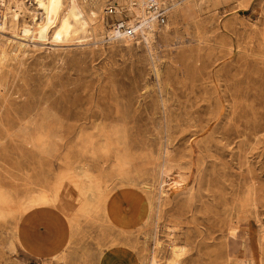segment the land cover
Returning a JSON list of instances; mask_svg holds the SVG:
<instances>
[{
    "label": "rangeland",
    "instance_id": "374dc122",
    "mask_svg": "<svg viewBox=\"0 0 264 264\" xmlns=\"http://www.w3.org/2000/svg\"><path fill=\"white\" fill-rule=\"evenodd\" d=\"M131 1L140 19L142 0H0V264H25L19 219L67 189L75 241L45 264H95L107 242L138 264H264V0H162L157 33L107 40L103 8ZM122 187L148 211L114 234Z\"/></svg>",
    "mask_w": 264,
    "mask_h": 264
},
{
    "label": "crops",
    "instance_id": "0c3cea01",
    "mask_svg": "<svg viewBox=\"0 0 264 264\" xmlns=\"http://www.w3.org/2000/svg\"><path fill=\"white\" fill-rule=\"evenodd\" d=\"M83 202L76 190L67 189L60 195L59 205L39 207L23 214L16 230L17 257L25 264H45L62 254L75 241L77 231L68 216L78 210ZM147 211L146 196L140 189L122 187L107 196L101 217L112 226L110 228L115 234L140 227ZM107 243L100 255L97 250L95 264H138L136 255L129 247L107 246Z\"/></svg>",
    "mask_w": 264,
    "mask_h": 264
},
{
    "label": "built area",
    "instance_id": "2783aa9c",
    "mask_svg": "<svg viewBox=\"0 0 264 264\" xmlns=\"http://www.w3.org/2000/svg\"><path fill=\"white\" fill-rule=\"evenodd\" d=\"M142 1L146 14L143 20H135L128 15L129 10L120 8L114 3L106 5L102 13L109 31L106 36L107 40H114L120 37H140L142 29L149 26L152 27V33L155 34L166 25L171 6L161 0Z\"/></svg>",
    "mask_w": 264,
    "mask_h": 264
},
{
    "label": "bare ground",
    "instance_id": "6f19581e",
    "mask_svg": "<svg viewBox=\"0 0 264 264\" xmlns=\"http://www.w3.org/2000/svg\"><path fill=\"white\" fill-rule=\"evenodd\" d=\"M119 1H121V0H119ZM162 1V0H161ZM172 1H174V0H172ZM171 1V2H172ZM177 1H180V0H177ZM186 1V0H185ZM198 1V0H197ZM116 2H118V0H116ZM163 3H165V4H168V5H170L171 6V8H170V12H171V10L173 9V4H171V3H168L169 2V0H168V2H164V1H162ZM19 3V2H18ZM84 3V2H83ZM175 3H177V2H175ZM186 3H189V1H187ZM130 4H132V1L130 2ZM182 4V3H181ZM180 6V5H179ZM178 6V7H179ZM188 6V5H187ZM93 7V6H92ZM106 7V6H105ZM104 7V8H105ZM17 8V7H16ZM104 8H103V10H104ZM187 8L188 7H185V5L184 6H182L181 8H180V10L179 11H181V12H183L184 14H187ZM22 9V8H21ZM126 10H129V12H128V15L129 16H131V15H133V13L134 14H136V12H137V6L136 5H134V4H132V5H129L128 6V8H125ZM189 9V8H188ZM197 9V8H196ZM79 10L82 12V13H84V14H86V12H88V14H87V18H88V20L90 21V22H93L94 21V19H95V12H93V11H85L84 10V8L82 7V6H80L79 5ZM20 11V10H19ZM178 11V12H179ZM21 12V11H20ZM18 13L17 11H15L14 13H13V16H11V20H17V15H19V14H21V13ZM103 12V11H102ZM169 12V13H170ZM193 13V12H192ZM145 16H146V14H141V17H140V19L139 20H143L144 18H145ZM181 16V15H180ZM132 17V16H131ZM187 18V17H186ZM189 18V17H188ZM194 18V17H193ZM135 20H138L137 18H134ZM5 15H3V27H0V33H3V31L5 30ZM13 23L11 22V25H12ZM94 24V23H93ZM93 24H91V26H90V30H88V31H86V33L87 32H89L90 31V33H91V31H93L94 30V27H93ZM14 25V24H13ZM151 29H152V27L151 26H149L148 28H145V29H142V31H141V35L143 36V37H145L146 39H148L149 38V36H150V32H151ZM85 33V34H86ZM14 37H15V39L17 40V41H13V43L15 44V46L20 50L21 48H23L24 46H25V44H24V42H28L29 40H27L25 37H18L17 36V34L16 33H14ZM117 39H119V40H121V41H123V42H126V43H130V41H131V37H120V38H117ZM69 40L67 39L65 42L67 43ZM32 43H35V44H43V43H40V42H34V41H31ZM52 46H60V45H62V44H64V43H59V42H57V43H50ZM27 47V46H26ZM17 54V53H16ZM3 55H4V50L2 49V48H0V60L2 59V57H3ZM18 55V54H17ZM6 58V57H5ZM164 176H165V174H164ZM167 176V175H166ZM33 194V193H32ZM34 197V196H33ZM255 198V197H254ZM25 199H26V197H25ZM24 199V200H25ZM27 200V199H26ZM29 200V199H28ZM25 202V201H24ZM254 204V203H253ZM228 236V235H227ZM228 238V237H227ZM170 248V247H169ZM182 252H183V250H179V248H178V246H175V245H172L171 246V253L173 254V256L177 259L181 254H182ZM173 263H174V261H173Z\"/></svg>",
    "mask_w": 264,
    "mask_h": 264
}]
</instances>
